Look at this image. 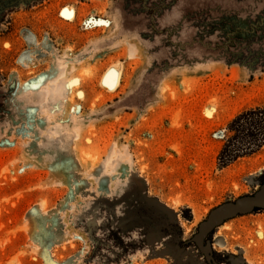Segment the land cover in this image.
I'll use <instances>...</instances> for the list:
<instances>
[{
	"label": "rangeland",
	"instance_id": "374dc122",
	"mask_svg": "<svg viewBox=\"0 0 264 264\" xmlns=\"http://www.w3.org/2000/svg\"><path fill=\"white\" fill-rule=\"evenodd\" d=\"M259 107L264 0H0V264H264V208L196 241Z\"/></svg>",
	"mask_w": 264,
	"mask_h": 264
},
{
	"label": "trees",
	"instance_id": "16d2710c",
	"mask_svg": "<svg viewBox=\"0 0 264 264\" xmlns=\"http://www.w3.org/2000/svg\"><path fill=\"white\" fill-rule=\"evenodd\" d=\"M264 147V108L247 110L229 125L228 140L220 153L223 164L251 156ZM264 183V178L262 180Z\"/></svg>",
	"mask_w": 264,
	"mask_h": 264
},
{
	"label": "water",
	"instance_id": "95a60500",
	"mask_svg": "<svg viewBox=\"0 0 264 264\" xmlns=\"http://www.w3.org/2000/svg\"><path fill=\"white\" fill-rule=\"evenodd\" d=\"M258 208H264V192L256 196L243 197L234 203H226L216 208L211 213L209 219L203 223L200 232L196 237V241L200 249L202 248L200 242L197 239L198 236L200 238V241H202V243L204 244L205 249V241L209 233L213 231L217 226L232 217L256 210Z\"/></svg>",
	"mask_w": 264,
	"mask_h": 264
},
{
	"label": "bare ground",
	"instance_id": "6f19581e",
	"mask_svg": "<svg viewBox=\"0 0 264 264\" xmlns=\"http://www.w3.org/2000/svg\"><path fill=\"white\" fill-rule=\"evenodd\" d=\"M62 14H63L64 17H66V18H68V19H73V18H74V15H75V11H74V9H73L72 7H69V8H67V9H65V10L62 12ZM197 239H198V241L200 242V245H201L202 250H204V252H205L207 255H209V254L207 253V250L204 249V244L202 243V241H200L199 236H198Z\"/></svg>",
	"mask_w": 264,
	"mask_h": 264
}]
</instances>
